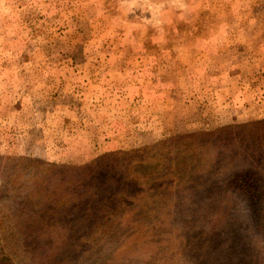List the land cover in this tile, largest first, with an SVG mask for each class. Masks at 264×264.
Listing matches in <instances>:
<instances>
[{
  "label": "rangeland",
  "instance_id": "obj_1",
  "mask_svg": "<svg viewBox=\"0 0 264 264\" xmlns=\"http://www.w3.org/2000/svg\"><path fill=\"white\" fill-rule=\"evenodd\" d=\"M0 264H264V0H0Z\"/></svg>",
  "mask_w": 264,
  "mask_h": 264
}]
</instances>
